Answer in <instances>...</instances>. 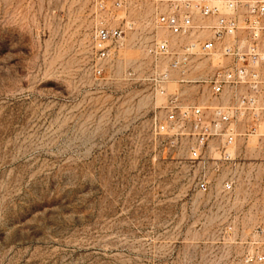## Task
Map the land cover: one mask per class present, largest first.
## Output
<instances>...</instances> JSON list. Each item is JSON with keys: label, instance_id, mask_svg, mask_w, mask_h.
<instances>
[{"label": "rangeland", "instance_id": "rangeland-1", "mask_svg": "<svg viewBox=\"0 0 264 264\" xmlns=\"http://www.w3.org/2000/svg\"><path fill=\"white\" fill-rule=\"evenodd\" d=\"M130 13L96 74L91 0H0V264H244L264 247V120L229 148L233 191L201 192L183 144L153 131L152 8Z\"/></svg>", "mask_w": 264, "mask_h": 264}, {"label": "built area", "instance_id": "built-area-1", "mask_svg": "<svg viewBox=\"0 0 264 264\" xmlns=\"http://www.w3.org/2000/svg\"><path fill=\"white\" fill-rule=\"evenodd\" d=\"M91 1L97 15L92 31L96 74L135 30L131 10L151 6L158 33L147 45L158 63L151 81L167 96L165 115H154L153 131L183 144L192 166L202 169L196 180L201 192L219 185L224 194L231 193L235 178L223 170L232 161L229 148L256 134L264 120V0ZM172 84L177 88L168 93ZM189 89L199 95L188 99ZM241 261L264 264L263 245L251 242Z\"/></svg>", "mask_w": 264, "mask_h": 264}]
</instances>
